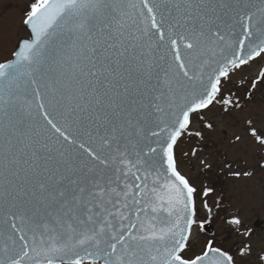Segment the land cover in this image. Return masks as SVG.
I'll list each match as a JSON object with an SVG mask.
<instances>
[{
    "label": "snow or ice",
    "instance_id": "obj_1",
    "mask_svg": "<svg viewBox=\"0 0 264 264\" xmlns=\"http://www.w3.org/2000/svg\"><path fill=\"white\" fill-rule=\"evenodd\" d=\"M21 23L0 61V264H264L238 214L233 246L193 236L214 187L176 152L185 135L207 143L217 105L264 149V67L243 75L264 58V0H31ZM252 161L225 167L251 177Z\"/></svg>",
    "mask_w": 264,
    "mask_h": 264
},
{
    "label": "rangeland",
    "instance_id": "obj_2",
    "mask_svg": "<svg viewBox=\"0 0 264 264\" xmlns=\"http://www.w3.org/2000/svg\"><path fill=\"white\" fill-rule=\"evenodd\" d=\"M30 2L31 0H0V34L5 36V39L0 41V61L11 56L13 43L9 40L16 41L20 37L27 36V30L21 22L26 6ZM6 21L7 24H5ZM261 66H264V58L252 62L243 70V75L255 78ZM233 81L235 87H239V77H233ZM261 95L262 92L258 91L257 99ZM202 115L214 124V130H205L207 143L199 138L185 135L179 140L176 148L181 162V171L194 177V182L201 188L214 187V194H210L207 198L201 195L197 199V223L193 226V236L196 237L198 234L199 240H206L209 233L214 231L216 240H223L226 248L233 246L242 237L229 230L224 217L238 214L243 221L241 231H250V238L254 245L264 246V169H259L251 177H233L229 175L230 170L225 167L226 161L231 160L233 161L231 170H246L253 166L252 155L264 156V149H259L257 152V149L251 147L243 129L244 118L235 111L231 114L224 113L217 105L210 107ZM193 127L199 128L195 115L193 116ZM225 133L229 138L234 134H241L244 138L237 147H233L230 140L224 139ZM193 149L197 150V156L191 155ZM245 151L248 152V165L243 163ZM184 153H188V155L185 156ZM204 158H210L214 164L211 172L204 170L200 164V160ZM205 199L208 202H217L223 211H220L212 222L210 221V224L202 219L207 213L203 208ZM221 199L223 200L220 201ZM255 221L257 226L254 225ZM201 222L205 225L203 229L199 228ZM198 243L199 241L197 246ZM241 264H247V262L241 261Z\"/></svg>",
    "mask_w": 264,
    "mask_h": 264
},
{
    "label": "water",
    "instance_id": "obj_3",
    "mask_svg": "<svg viewBox=\"0 0 264 264\" xmlns=\"http://www.w3.org/2000/svg\"><path fill=\"white\" fill-rule=\"evenodd\" d=\"M27 28V27H26ZM27 30H28V32H29V34H30V29L29 28H27Z\"/></svg>",
    "mask_w": 264,
    "mask_h": 264
}]
</instances>
